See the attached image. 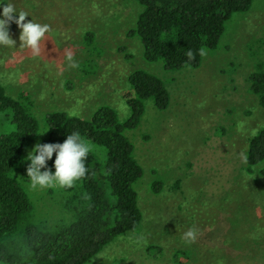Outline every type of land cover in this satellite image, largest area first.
<instances>
[{"label": "rangeland", "instance_id": "obj_1", "mask_svg": "<svg viewBox=\"0 0 264 264\" xmlns=\"http://www.w3.org/2000/svg\"><path fill=\"white\" fill-rule=\"evenodd\" d=\"M108 1L112 6L93 12L92 19L89 0H12L29 15L26 22L50 25L39 54L20 48L15 23L9 32L16 47H0L3 84L14 98L28 99L22 101L29 102L42 129L26 160L44 144L48 114L89 119L110 106L122 122L128 120V77L148 71L165 83L171 104L159 111L148 102L139 128L127 132L144 168L136 187L144 225L92 264H264V176L246 171L250 141L264 128V107L249 83L256 66L264 64V0L234 16L219 49L206 52L200 68L181 71L145 60L140 40L129 35L138 13L133 0ZM100 13L110 19L94 20ZM88 30L96 35L90 47L84 42ZM12 128L0 112V132ZM30 191L38 216H67L68 189ZM190 229L196 230L194 241L184 238ZM151 246L162 247L163 255H149ZM178 252L188 256L177 259Z\"/></svg>", "mask_w": 264, "mask_h": 264}, {"label": "trees", "instance_id": "obj_2", "mask_svg": "<svg viewBox=\"0 0 264 264\" xmlns=\"http://www.w3.org/2000/svg\"><path fill=\"white\" fill-rule=\"evenodd\" d=\"M133 1L138 13L129 35L140 40L148 63H163L169 71L200 68L206 52L219 49L228 23L237 14L249 13L254 4V0ZM110 6L108 0H89L87 7L93 19V12ZM97 16L94 20L110 19L103 13ZM95 37L88 30L85 44L90 47ZM188 50L196 53L194 60L186 57ZM249 83L250 92L264 107L263 63L256 66ZM124 97L131 110L125 122L110 106L100 107L89 119L67 112L45 117L44 144H62L79 131L94 146L88 174L68 189L71 197L63 205L67 216L51 221L50 216L37 215L28 184L20 177L29 166L27 151L41 137L40 121L29 102L22 101L25 97L11 96L0 78V112L13 125L10 132H0V264H92L113 243L141 233L144 213L136 187L144 168L127 132L139 128L148 102L166 111L171 94L159 77L137 70L128 77ZM55 159L56 154L48 161L53 171ZM246 163L248 174L264 176L258 171L264 164V128L250 141ZM148 254L158 258L162 247L151 246ZM183 254L188 256L178 252L176 258Z\"/></svg>", "mask_w": 264, "mask_h": 264}, {"label": "clouds", "instance_id": "obj_3", "mask_svg": "<svg viewBox=\"0 0 264 264\" xmlns=\"http://www.w3.org/2000/svg\"><path fill=\"white\" fill-rule=\"evenodd\" d=\"M0 9H2V13H0V47H16V41L11 38L9 32L11 23H15L21 30L20 48H27L33 54H39L41 45L50 32V25L38 23L33 19L26 22L29 15L24 11H17L12 0H0ZM185 55L188 60H194L196 53L188 50ZM199 55H204L203 50H200ZM68 59H72L71 53L68 54ZM93 151L94 146L79 131L69 134L62 144H37L27 156V161H30L27 168L29 179L26 180L29 189L36 191L72 188L77 181L85 178L88 174L87 161ZM54 154H56V159L53 172L51 168H48L47 162L52 160ZM42 169L46 170L42 171ZM184 238L194 241L196 230H188L184 234Z\"/></svg>", "mask_w": 264, "mask_h": 264}]
</instances>
